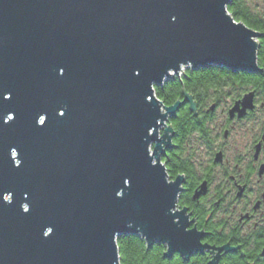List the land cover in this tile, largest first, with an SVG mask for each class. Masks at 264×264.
Returning a JSON list of instances; mask_svg holds the SVG:
<instances>
[{"label":"water","instance_id":"1","mask_svg":"<svg viewBox=\"0 0 264 264\" xmlns=\"http://www.w3.org/2000/svg\"><path fill=\"white\" fill-rule=\"evenodd\" d=\"M229 1L0 0V264H120L127 236L165 257L211 248L161 161L190 99L155 89L184 69L260 72V34Z\"/></svg>","mask_w":264,"mask_h":264},{"label":"flooded vegetation","instance_id":"2","mask_svg":"<svg viewBox=\"0 0 264 264\" xmlns=\"http://www.w3.org/2000/svg\"><path fill=\"white\" fill-rule=\"evenodd\" d=\"M182 91L176 101L186 97L190 101L168 122L182 120V110L187 109L205 131L192 133L189 151H179L191 158L192 174L176 175L183 177L177 209L187 210L189 229L201 232V243L211 248L185 258L179 253L165 257L164 245L152 247L164 249L166 264H264V93L249 91L254 93L253 109L239 116L230 112L238 98L223 94L212 104H202L193 93ZM173 134V147L165 150L162 159L179 156L173 142L179 135ZM226 245L228 251H219Z\"/></svg>","mask_w":264,"mask_h":264},{"label":"trees","instance_id":"3","mask_svg":"<svg viewBox=\"0 0 264 264\" xmlns=\"http://www.w3.org/2000/svg\"><path fill=\"white\" fill-rule=\"evenodd\" d=\"M227 11L236 21L244 23L260 34L257 39V64L260 72H232L224 67L184 69L179 75L168 79L161 87L155 89L157 98L164 105H173L180 98L182 90L193 93L202 104L206 101L212 104L223 94L235 100L254 89H261L264 93V0H230ZM182 113L185 117L179 122H168L173 126V133L176 132L179 135H176L173 141L174 150H178L179 156L161 159L171 180L178 173L192 174L189 166L191 158H184L179 151L183 152L184 149L189 151L194 137L192 133L199 131L202 134L205 131L201 124H197V119L189 113V110L184 109ZM117 244L120 264H166L162 258L164 249L159 245L149 249L145 241L138 236L121 237Z\"/></svg>","mask_w":264,"mask_h":264},{"label":"rangeland","instance_id":"4","mask_svg":"<svg viewBox=\"0 0 264 264\" xmlns=\"http://www.w3.org/2000/svg\"><path fill=\"white\" fill-rule=\"evenodd\" d=\"M228 91H230V90H228ZM235 95H236V94H235ZM235 95H234V96H235ZM225 99L227 100V102L230 101V98H228V97H225ZM223 103H226V102L223 101Z\"/></svg>","mask_w":264,"mask_h":264},{"label":"snow or ice","instance_id":"5","mask_svg":"<svg viewBox=\"0 0 264 264\" xmlns=\"http://www.w3.org/2000/svg\"><path fill=\"white\" fill-rule=\"evenodd\" d=\"M41 123H43V121H41Z\"/></svg>","mask_w":264,"mask_h":264}]
</instances>
